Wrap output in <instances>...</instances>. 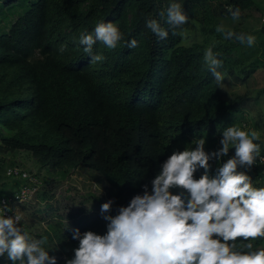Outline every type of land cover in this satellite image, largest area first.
<instances>
[{
  "label": "trees",
  "instance_id": "16d2710c",
  "mask_svg": "<svg viewBox=\"0 0 264 264\" xmlns=\"http://www.w3.org/2000/svg\"><path fill=\"white\" fill-rule=\"evenodd\" d=\"M214 1L223 18H231L227 5L239 7L241 15L253 5V0H0V157L26 152L51 172L94 170L125 197L115 202L118 209L143 195V185L151 191V181L174 152L194 149V141L204 138L211 154L227 116L241 112L250 96L226 100L203 57L210 45L225 67L234 47L205 22V42L184 46L166 19L170 4L180 3L189 16L186 30L190 20L199 21L197 10ZM149 19L169 36L157 37L146 26ZM101 22L117 25L123 38L115 49L97 42L93 51L105 59L90 64L80 37L94 35ZM132 39L137 48L127 47ZM15 165L6 168L0 159V178L17 183L10 191L0 186V197L21 186L6 175ZM203 174L198 168L194 175ZM253 186L264 185L257 180ZM31 204L12 206L20 226L36 227L24 214ZM76 229L93 231L89 225L64 230L61 247L67 257L49 250L59 255L57 264L74 257L68 246L79 244L72 239ZM254 244L264 247V240Z\"/></svg>",
  "mask_w": 264,
  "mask_h": 264
},
{
  "label": "clouds",
  "instance_id": "9594fccd",
  "mask_svg": "<svg viewBox=\"0 0 264 264\" xmlns=\"http://www.w3.org/2000/svg\"><path fill=\"white\" fill-rule=\"evenodd\" d=\"M228 11L233 21L240 20L239 7ZM166 23L173 35L186 36L182 26L189 23V16L180 3L170 4ZM146 26L161 40L169 36L155 19H149ZM215 30L225 40L235 38L248 47L256 44L255 36L237 35L223 24ZM122 38L117 25L101 22L94 35L82 34L79 42L85 46L92 64L105 59L93 51L97 42L115 49ZM138 46L136 39L127 44L130 49ZM60 51H65L64 47ZM219 55L209 47L203 59L215 82L223 88L225 75L218 71L222 67ZM259 140L257 131L231 126L223 130L218 151L206 152V141L200 138L194 141V149L174 152L151 181V191L147 184L143 185V195H135L114 216L104 215L112 211L113 201L101 206L107 221L106 234L74 231L72 239L79 241V247L66 264H264V247L254 244L264 240V187H254L252 178L239 170L260 173L248 170L258 159L264 165L260 144L255 142ZM232 148L235 155L210 177V159L227 156ZM198 168L204 169V174L196 179ZM175 188L183 189L188 196L184 192L173 194ZM21 219L18 213L0 216V256L6 254L15 264H57V257L45 250L47 236L32 238L23 225L18 226Z\"/></svg>",
  "mask_w": 264,
  "mask_h": 264
},
{
  "label": "rangeland",
  "instance_id": "374dc122",
  "mask_svg": "<svg viewBox=\"0 0 264 264\" xmlns=\"http://www.w3.org/2000/svg\"><path fill=\"white\" fill-rule=\"evenodd\" d=\"M38 1L39 0H35L34 3H37ZM218 3V1H214L206 8L197 10L199 13L197 18L200 22L194 20V24L192 22L193 20H190V25L185 30L186 36L183 37L182 44L184 46H191L194 43L205 42L206 36L200 29L201 22H205L208 26L215 28L217 25L223 24L225 28L228 29L237 28L236 25L243 23L245 26L242 29L247 35H249V32H255L261 24L258 20L255 22L256 19H251L247 22L245 19L246 17L244 16L246 11L242 13V18H240L239 21H233L229 18L220 17L215 8ZM29 7H27L24 12H26ZM262 9H264V0H253L252 7L247 11L249 14L257 15L256 13ZM255 17L256 16H253V18ZM202 19L204 21H202ZM196 24L199 25L198 29L196 28ZM254 34L255 33H253V35ZM255 35H258V41L260 40V42L264 43V35L259 30L258 34ZM208 38L210 39V42L217 41L214 37L209 36ZM248 55L252 57L249 64H252L251 68L255 70L251 78L253 81H256L257 87L251 91L246 90V87L242 86L235 89L234 86L231 84L228 85L224 81L223 88H221V90L226 100L233 99L235 96H239L244 93L248 94L250 98L251 96L252 98L255 96L258 97L260 92L261 94L259 99L256 98L255 100L254 98L251 100L252 103L255 104L253 105L255 106L254 108H249V114L253 117L252 120L248 119L244 115L245 112L233 113L231 116H233L235 120L232 121V123H230V121V124L226 123V128L231 126L242 128L245 124H249L250 127H253L255 125L254 121H261L258 112H264V56H261V53L258 51H250ZM225 58L232 60V58L228 56ZM224 64L225 67L223 68V71L225 72V77L229 78L228 76L232 70L238 75L241 74V66L237 67L234 62L233 64H228V62ZM251 78L249 79L250 81ZM246 91H248V93ZM254 116H257L258 118ZM243 130L247 131V129ZM221 139L222 134L216 137V142L214 143L211 153L218 151L222 147L220 144ZM234 155L235 148H232L227 156L210 159L211 170L209 175L214 177L217 174L218 167ZM0 159L5 161L6 168L15 164L20 165L33 174H37L43 181L44 185L40 190V193L37 195V198L33 200L30 207L24 210V214L29 221L28 223L33 224L34 221L36 227L31 224V227H29L27 223L22 225L27 229V231H30L29 234L34 239H40L47 236L48 243L44 245L46 251L51 250L59 252L60 255L63 254V256L67 257L63 252L64 248L61 247V235H63L64 230L67 229L74 230L78 226L89 225L96 234H106L107 221L103 219L101 206L106 202L113 201L112 211L110 213H105L104 215L111 214L114 216L118 214L115 202L125 199L124 196H119L117 191L105 182L100 173L83 166H79L75 170L72 169L71 172L67 173L59 171L51 172L46 168H41L31 155L26 152H16L14 154L10 153L0 157ZM239 170L243 171V168H240ZM248 175L252 178L254 184L257 177L255 178L251 174ZM0 186H3L6 190L10 191L17 187V183L16 181H8L5 176L2 175V178H0ZM172 191L173 194L184 192V195L187 197V193L183 189L175 188L172 189ZM77 247H79V244L75 247L68 246V249L74 254V249ZM49 255L54 256L51 255L50 252ZM58 256L59 255H56L55 257ZM0 262L2 264H8L11 260H9L5 254L4 256H0ZM12 264H15V262L12 261Z\"/></svg>",
  "mask_w": 264,
  "mask_h": 264
},
{
  "label": "crops",
  "instance_id": "0c3cea01",
  "mask_svg": "<svg viewBox=\"0 0 264 264\" xmlns=\"http://www.w3.org/2000/svg\"><path fill=\"white\" fill-rule=\"evenodd\" d=\"M257 15H252V14H249L248 11H246L244 13V16L246 17L245 19L247 20V22H249V20H255V22H257V20L259 22H261V24L258 26V29L255 31V32H249L248 34L249 35H253V33L255 34H258V30L264 35V30H262V19L264 17V9H262L261 11H258L256 13ZM253 16H256L255 18H253ZM226 18H229V19H232L230 17H226ZM241 18H242V15H241ZM232 21V20H231ZM245 25L242 23H239L238 25H236L237 28H231V29H228V30H232V31H239V33H243L245 34V31L242 29ZM201 29V27H200ZM253 35L256 37V44L252 47H248L247 44H242L240 43L239 41H237L236 39H231L230 40V43H228L230 46L234 47L232 49V51L230 52L229 56L228 57H231V59L227 58V61H228V64H233V62L236 64V66H241L242 69H241V76L236 74L235 71H231L230 72V75L228 76L229 78L225 77V83H227L228 85L231 84L232 86H234L235 89H238V87L242 86V87H246V90L248 91H251V90H254L256 87H257V83L256 81H253L252 80V69L251 66L252 64H249L250 63V60L252 59V57H250L249 52L250 51H258L261 53V56H264V43L263 42H260V40L258 41V35ZM247 35V34H245ZM234 42V43H232ZM237 61V62H235ZM223 68L224 67H221L218 69V71L221 72L222 75H225V72L223 71ZM237 77L239 78V80L237 79ZM251 78V81L249 80ZM238 80V81H237ZM224 84V82H223ZM222 91V90H221ZM248 91H246L248 93ZM250 94V92H249ZM261 92L259 93V96H260ZM234 95V94H233ZM241 95H245L244 94H241ZM251 95V94H250ZM258 95V94H257ZM259 96H255V100L256 98L259 99ZM237 97V96H235ZM234 97V98H235ZM254 98H251L249 99V102L247 103V105L245 106V108L241 111V112H245V116L248 118V119H253V117L250 116L249 114V108H254L255 105L254 103H252L251 100H253ZM231 100V99H230ZM254 110V109H253ZM259 117H260V120H256L254 121L255 125L253 127H250L249 124H245L241 130L243 129H247V131H252V130H255L257 131L258 135L260 136V140L259 141H255L257 143L260 144V147H261V154H264V112L263 111H259ZM233 113H230L226 119L229 120L230 123H232V121L235 120V118L233 116H231ZM254 117H257V116H254ZM258 118V117H257ZM227 121V120H226ZM228 123V124H230ZM243 171L247 173V170L246 168H243ZM247 174H251L252 176H254L256 178V181L258 180V183H262L264 185V173L260 172L258 174H254V173H247ZM264 187V186H263Z\"/></svg>",
  "mask_w": 264,
  "mask_h": 264
},
{
  "label": "built area",
  "instance_id": "2783aa9c",
  "mask_svg": "<svg viewBox=\"0 0 264 264\" xmlns=\"http://www.w3.org/2000/svg\"><path fill=\"white\" fill-rule=\"evenodd\" d=\"M230 7L233 8L230 5H227L225 8L228 10ZM262 30H264V17L262 19ZM261 157H264V154H261ZM248 170L264 173V165H261L258 159L257 164L253 165V167ZM6 175L11 179L19 180L21 182V186L13 193L12 196L0 197V216L5 213L6 217H11L14 216L15 213H18L16 210L14 211L12 209V206L30 202L32 203L34 198L40 193V190L43 187V182L36 176V174H33L29 170L18 165L8 168ZM18 197L23 200V203ZM4 208L10 209V211L5 212ZM20 224L18 226H20Z\"/></svg>",
  "mask_w": 264,
  "mask_h": 264
}]
</instances>
